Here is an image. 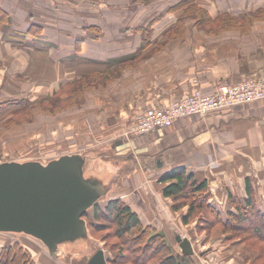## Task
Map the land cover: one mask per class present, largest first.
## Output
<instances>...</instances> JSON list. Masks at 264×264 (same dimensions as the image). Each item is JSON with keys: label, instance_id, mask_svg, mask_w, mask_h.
I'll list each match as a JSON object with an SVG mask.
<instances>
[{"label": "crops", "instance_id": "1", "mask_svg": "<svg viewBox=\"0 0 264 264\" xmlns=\"http://www.w3.org/2000/svg\"><path fill=\"white\" fill-rule=\"evenodd\" d=\"M99 1L112 9L121 7V45H61V33L71 35L68 39L73 43L78 39V30L74 23H62L58 18L66 12L69 17L84 21L85 17H77V9H64L60 0H0L10 18L5 29L7 26L13 37L19 34L22 41L15 44L0 39V43L22 51L25 41H30L39 47L37 50L46 51L39 60L31 58L27 50L20 54L21 59L13 55V63L0 58V81L8 73L16 74L15 70L7 71L6 65H18L16 72L21 80L23 74H30L32 66L38 70L40 63L41 72L52 74L60 88L85 73L104 72L121 64L115 81L85 95L87 122L97 116L102 121H91L96 123L94 126L121 125V139L110 145L117 163L101 158L104 150L99 154V149H91L87 173L95 174L103 183L110 182L111 190L104 199L116 197L131 204L141 224L161 232L176 253L181 250L176 241L170 242L169 234L174 240L178 235L189 239L193 249L190 256L196 264H255L254 253L243 243L225 242V236L219 233L205 240L204 232L198 233L195 228L196 219L184 224L181 217L187 207L173 211L171 200L161 194L158 180L175 167L184 168L199 180L205 179L210 192L208 202L224 217L231 210L228 193L245 197L248 179L257 207L264 213V100L213 111L204 117L179 119L150 134L128 136L123 130L142 109L174 102L197 88L210 94L221 84H233L247 75L263 72L264 21L254 22L246 33L224 31L206 35L190 18L183 19L181 27L176 26L184 12L169 9L181 0ZM197 2L212 17L220 13L241 17L264 7V0ZM95 12L92 9L89 17ZM32 24L41 27L35 36L27 33ZM147 26H151L152 37L150 44L143 47L137 29ZM45 31H52V35ZM80 31L89 30L83 27ZM161 41L169 44L158 45ZM51 50L54 57L48 54ZM90 240L93 243L91 237ZM66 257L80 258L67 253L53 260L66 262Z\"/></svg>", "mask_w": 264, "mask_h": 264}, {"label": "trees", "instance_id": "2", "mask_svg": "<svg viewBox=\"0 0 264 264\" xmlns=\"http://www.w3.org/2000/svg\"><path fill=\"white\" fill-rule=\"evenodd\" d=\"M169 10L184 12L183 17L177 20V27L182 26L183 19L190 18L194 21V26L206 35L224 31L246 33L254 22L264 21V7L241 17L227 13L212 17L197 0H181ZM9 21L7 12L0 6V26L6 25ZM40 30V26L32 24L27 33L35 36ZM88 30L93 34H99L96 27ZM137 31L142 36L143 47L149 45L152 37L151 26L138 28ZM157 44L168 45L169 42L161 41ZM117 66L119 67L115 72L108 67L104 72H89L81 75L79 79L61 86L58 89L60 93L58 98L65 103V107L78 105L87 91L113 81L121 72V64ZM28 103L26 99L0 102V118L20 114L18 112ZM65 107L60 106L58 109ZM27 114L31 115V112ZM9 121L11 122L10 118ZM158 181L162 185L161 194L171 200L173 211L187 207L186 213L181 217L184 224L196 219L195 228L198 233L204 232L205 240L219 233L225 236L223 238L225 242L243 243L254 253L253 263L264 264V213L257 207V200L248 179L245 181V197L228 193L231 210H227L224 217L208 202L210 192L205 179L199 180L184 168L175 167L160 176ZM87 217H89L88 221ZM83 219L86 221L87 231L90 228L93 231L110 229L107 237L116 239L114 247L119 250V255L110 264H196L190 255L174 252L161 232L149 226L144 227L139 221L135 208L120 198L109 199L104 207H100L98 203L94 204L85 212ZM0 264L36 263L27 248L17 242H11L1 247Z\"/></svg>", "mask_w": 264, "mask_h": 264}, {"label": "rangeland", "instance_id": "3", "mask_svg": "<svg viewBox=\"0 0 264 264\" xmlns=\"http://www.w3.org/2000/svg\"><path fill=\"white\" fill-rule=\"evenodd\" d=\"M59 5L64 9L69 7L73 10L77 9V17H85L84 21L81 18L69 17L70 13L66 12L58 18L62 23H74L76 30H78V39L73 43L68 39L71 35L61 33V45H85V43L87 45H121V7L112 9L109 6H105L99 0H60ZM92 9H95L97 12L89 17ZM35 13L38 12L35 11ZM108 13L109 15H107ZM48 25L50 26V24ZM83 27L85 29L96 27L99 30V34H93L90 31L83 33L80 31ZM6 28L3 26L0 30V39L2 41L4 40L7 43V40H9L15 42V44L16 42L22 43L19 34L13 37L10 34L9 28L7 26ZM46 32L52 35V31ZM87 37L89 40L85 42ZM33 45L36 44L25 41L24 49L27 50V54H30L31 58L37 57L38 60L43 58L46 51L37 50L39 47ZM25 50L19 51L16 48L12 50L7 45L0 43V58L5 59L4 62L13 63L12 60L14 58L12 56L15 55L17 59H21L20 54ZM43 52L45 53L43 54ZM48 54L50 57H54L53 50ZM38 66V70L36 71L35 67L32 66L29 70V75L23 74V77L21 76L22 81L19 80L16 72L19 68L18 65L5 66L7 71L15 70L16 74H14L16 76L8 73V75H4L5 80L3 82L0 81V102L26 99L29 103L18 112L20 114H14L13 117L7 115L0 118V163L31 160L45 164L61 155L85 153L93 148L99 149V154L100 150H104L105 156H100L101 158L111 159L114 160L112 162L117 163L110 145L121 139V125L114 127H106V125L94 126L96 123L91 121H102V117L97 116L94 119L90 118L91 121H88V123L86 120L89 114L86 113L87 108L84 104L86 93L78 105L65 107V103L58 98L60 94L58 93L59 82L54 81L52 74L41 72L43 68L40 63ZM117 67L119 66L115 65L110 67V69L112 72H115ZM120 73L113 81L119 77ZM113 81L96 86L95 88L105 89ZM60 106L65 108L58 109ZM29 112H31V115L27 114ZM90 123H93V126ZM126 130H123V132L125 131L124 133H126ZM103 199L98 203L100 207H104L108 202L107 199ZM86 219L88 221L89 217ZM88 233L91 235L90 237L96 247L103 249L105 258L109 263L114 258H117L119 250L114 247L116 239L107 237L110 234L109 228L102 229L101 231H93L90 228L88 229ZM169 237L170 242L175 241L171 233ZM11 242H17L27 248L36 264H85L86 261L84 257L79 259L66 257V262H57L51 258L47 249L39 241L21 234L0 233V249Z\"/></svg>", "mask_w": 264, "mask_h": 264}, {"label": "water", "instance_id": "4", "mask_svg": "<svg viewBox=\"0 0 264 264\" xmlns=\"http://www.w3.org/2000/svg\"><path fill=\"white\" fill-rule=\"evenodd\" d=\"M93 150L39 161L0 163V233L39 241L52 259L65 254L85 258V264H109L103 249L90 240L85 212L110 192L87 173ZM116 180H113L115 182ZM181 253L192 255L189 239L176 236Z\"/></svg>", "mask_w": 264, "mask_h": 264}, {"label": "built area", "instance_id": "5", "mask_svg": "<svg viewBox=\"0 0 264 264\" xmlns=\"http://www.w3.org/2000/svg\"><path fill=\"white\" fill-rule=\"evenodd\" d=\"M264 100V71L247 75L233 84H221L210 94L194 89L189 95L160 106L139 111L126 135L139 136L168 128L177 120L200 116L238 105Z\"/></svg>", "mask_w": 264, "mask_h": 264}]
</instances>
